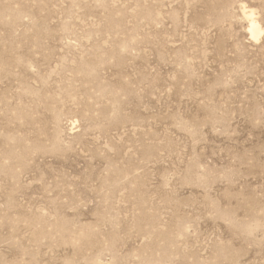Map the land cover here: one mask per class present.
Masks as SVG:
<instances>
[{
    "label": "rangeland",
    "instance_id": "374dc122",
    "mask_svg": "<svg viewBox=\"0 0 264 264\" xmlns=\"http://www.w3.org/2000/svg\"><path fill=\"white\" fill-rule=\"evenodd\" d=\"M0 264H264V0H0Z\"/></svg>",
    "mask_w": 264,
    "mask_h": 264
},
{
    "label": "bare ground",
    "instance_id": "6f19581e",
    "mask_svg": "<svg viewBox=\"0 0 264 264\" xmlns=\"http://www.w3.org/2000/svg\"><path fill=\"white\" fill-rule=\"evenodd\" d=\"M250 31H251V34L253 37H258L262 33V29L260 28V26L255 21L251 22Z\"/></svg>",
    "mask_w": 264,
    "mask_h": 264
}]
</instances>
